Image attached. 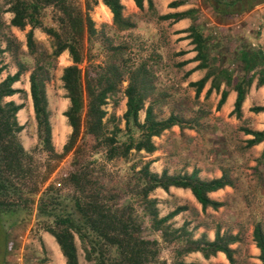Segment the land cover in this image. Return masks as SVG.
Masks as SVG:
<instances>
[{"label":"rangeland","instance_id":"1","mask_svg":"<svg viewBox=\"0 0 264 264\" xmlns=\"http://www.w3.org/2000/svg\"><path fill=\"white\" fill-rule=\"evenodd\" d=\"M73 1L77 6L80 5L82 11L85 10L86 5H89L88 12L95 27V33L85 35L81 42L83 61L79 66L82 72L87 70L90 77L98 83L102 80L97 78L98 73H104L108 69H118L120 73V82L116 84L115 90L107 95L103 105L106 112L103 117V132L106 137H114V145L120 151L116 156L109 158L105 140H97L81 130L72 149L56 162H52L56 163L55 168L39 187L40 192L33 195V192L29 191V199L34 200L29 210L17 211L7 220L4 218L6 233L3 234L0 231V258L6 251L4 264H66L54 236L44 228L46 224L52 225V218L40 217L37 213V203L41 191L50 185L52 191L47 201L53 200L59 203L60 209L62 207H67V210L72 209L71 201H64L61 197L69 199L74 193L71 184L65 179L74 170L81 169L84 174L90 173L92 178L98 179L97 189L100 191L99 197L102 201L126 205L130 202L126 190L128 182L132 181L133 173L138 171L145 162L149 163L150 169L153 162L157 161V165L161 159L158 171L162 169L171 174H178L198 164L207 165L206 153L209 147H212V144L208 143V138L213 131L210 128L212 122H209V117L210 108L215 106V100L209 94L196 96L195 87L188 85L191 82L188 81L191 70H186L184 65L189 60H194L195 56L187 60L183 58L190 50H194L196 54L197 51L194 49L195 44L192 43V35L187 29L194 25L205 38L207 67L210 57L209 46L212 47L211 51L220 52V48H213L214 44L219 46L221 40L229 39L227 43H231L230 39H234L230 27L221 25L234 21L235 18L228 17L218 22L212 8L202 0H151V5L144 0L143 9H139L134 0H120L123 5L122 14L132 24L127 28H119L113 23L112 13L101 0ZM175 2L176 5H174ZM10 6L11 0H0V81L7 74L15 73L21 67L20 78L13 84L21 91L10 97H4L3 101L22 104V109L16 114L19 124L23 125L18 138L28 154L37 161L34 168L43 173V176L46 173V164L45 166L43 164L47 158L40 151L34 114L28 110L29 75L38 61L47 67L49 78L45 82V89L52 129V144L57 153H62L72 129L66 116L63 115L69 106V99L66 97L61 75L63 68L72 64V61L66 50L57 57L51 56L55 39L39 27L33 28L36 53L32 54L27 46L26 38L30 25L23 28L11 25L13 13L10 11ZM103 8L108 11V14L100 13V9ZM186 10L191 13L186 17L187 22L181 30L176 28V21L172 18L166 20L159 18L162 14ZM59 17L60 14L54 9L47 8L44 10L43 24L62 32ZM188 45L192 48L186 50ZM182 61L187 62L181 65ZM215 69L211 65L206 73H212ZM130 77L136 80L139 91L144 95L143 108L138 113L140 123L145 120L147 107H151L156 120H164L169 115H175L178 119L176 124L151 138L155 150L150 153L144 150L137 151L134 148L126 153L122 152L125 143L129 142L131 137L136 139L139 135L138 129L128 130L123 119L127 100L125 89ZM23 107L27 110L24 111ZM241 124V122L234 124L225 122V135L230 138V144L234 149L242 145ZM243 165L244 162L236 161L235 163L238 170L242 169ZM243 178L248 179V175L245 174ZM261 186L264 187V182ZM238 187L244 189L241 186ZM58 190L61 193L56 194ZM150 197L157 200L158 215H164L172 209L176 210V213L181 212L178 215L175 213L177 215L175 218L171 217L167 220L168 222L163 223L164 229L169 231L184 229L185 234L194 240H207V231L212 230L214 226L220 234L236 233L239 240L233 248L234 264H254L249 260L251 256L248 254L252 247L250 233L251 227L256 222H260L264 230V198L253 202L258 204L257 206L248 209L237 208L236 210L243 218L237 225L230 227L220 222L223 219L221 217H217L218 223L221 224H216V216L210 211L201 210L200 212L189 203L180 204L174 195L165 201V198L157 196L153 190ZM133 207L136 208V212L132 211V216H136L137 213L143 217L139 204L135 206L133 204ZM247 211L250 213L246 214ZM144 223L148 224V221L144 219ZM142 234L145 237L150 235L158 237L147 227ZM3 235L7 237V248ZM158 241L161 246L160 259L165 260L166 264H223L217 257L204 258L200 251L188 252L173 258L170 252L172 248L169 249L163 244L160 237ZM74 244L78 264H88L84 246L75 233ZM225 263L230 264L226 259Z\"/></svg>","mask_w":264,"mask_h":264},{"label":"trees","instance_id":"2","mask_svg":"<svg viewBox=\"0 0 264 264\" xmlns=\"http://www.w3.org/2000/svg\"><path fill=\"white\" fill-rule=\"evenodd\" d=\"M101 1L112 13V21L117 27L127 28L132 24L123 16V5L120 0ZM143 1L134 0L139 9H143ZM146 1L148 5H151V0ZM202 1L212 8L218 22L230 16L241 15L264 2V0ZM176 4L175 2L174 5ZM47 8H52L60 14L59 22L62 32L43 24L44 10ZM88 10L89 5H86L85 10L82 11L80 5L77 6L73 0H11L10 11H12L13 16L10 24L19 28L30 25L26 38L27 46L32 54L36 53L33 28L39 27L55 39L51 56L57 57L66 50L71 57L72 64L63 68L61 80L66 90V97L69 99V106L63 115L66 116L72 130L63 146V152L57 153L52 144V129L45 89L49 72L44 63L36 62L34 70L29 75V92L40 151L47 158L43 164V166L46 164V173L42 176L43 173L34 168L36 160L28 154L18 138L23 125L19 124L16 114L22 104H16L14 101H3L4 97L21 91L13 87V84L20 78L21 67L15 73L7 74L0 81V231L3 234L6 233L4 224L7 219L14 216L17 211L27 212L28 208L33 205L34 200L29 199V191L33 192V195L40 192L39 187L55 168L56 163L52 162H56L72 149L81 130L94 136L97 140H105L109 158L119 154L120 150L114 145V137H106L103 132V117L106 114L103 105L107 95L113 92L116 84L120 82L119 70L108 69L104 73H98L97 78L102 79L98 83L90 77L87 70L82 72L79 66L83 61L81 47L83 37L95 33L94 22ZM190 13L189 10L166 13L159 15V18L163 20L172 18L177 21L188 17ZM187 30L192 35V43L195 44L194 49L197 51L194 59L200 60L196 67H206L205 50L207 46L205 38L194 25L189 26ZM241 57L246 71L264 65V55L260 51H244ZM186 62L182 61L180 64L184 65ZM263 68L260 70L261 77L257 80L258 85L264 83ZM209 76V73H206L198 81L188 83V85L195 87L196 96L199 95ZM250 82V79L245 80L239 77L236 79L234 89L237 96L234 108L230 112V115H235L236 118L241 117V105L246 92L245 85ZM125 94L127 99L126 110L123 113L125 126L128 130L138 129L139 135L136 139L131 137L130 141L125 143L122 152L126 153L132 148L137 151L144 150L147 153L153 152L155 145L151 138L176 124L178 119L175 115H169L164 120H156L151 107H147L145 120L140 123L138 113L143 108L144 95L139 91L133 77H130ZM226 95L227 92L223 90L217 108L224 102ZM251 110L262 111L264 106H254ZM240 130L253 136L252 139L246 141L247 146L264 139V131H254L243 127ZM39 178L41 179L38 181ZM65 179H67V183L71 184L74 193L69 199L62 197L61 199L71 201L72 209L67 210V207L60 209L59 203L53 200L47 201L52 191V187L50 188L48 185L39 195L37 213L42 218H52V225L46 224L44 228L54 236L62 255L65 257L66 264H78L74 233L84 246L85 259L88 264H166L165 260L160 259L159 237L163 244L169 249L172 248L170 252L173 258L192 251H200L205 258H208L221 251L226 255L230 264L235 263L234 249L229 244L238 241V235L220 234L217 230L212 241L194 240L185 234L184 229H171L170 231L164 229L163 223L171 218L176 211L160 217L156 207L157 200L150 197V193L157 187L165 190L169 186L189 188L201 204V210L205 212L208 205L213 208L220 205V203L210 200L207 193L222 187L226 183L224 173L220 178L212 180L200 179L195 171L191 174L169 175L166 170H163L159 175L150 171L149 163L145 162L138 171L133 173L132 181L128 182L126 190L130 202L126 205L102 201L99 197L100 191L97 189L98 179L92 178L90 173L84 174L81 169L69 173ZM59 193L61 191L58 190L56 194ZM54 198L59 199L58 197ZM133 204L134 206L139 204L143 217L137 213L136 216H132V211L135 210L136 212ZM144 219L148 221V224L144 223ZM146 227L156 233L158 237H154V235L143 236L142 232ZM252 237L260 251L261 264H264V230L260 222L253 225ZM3 238L7 248L6 235H3ZM5 254L6 251L0 258V264H4Z\"/></svg>","mask_w":264,"mask_h":264},{"label":"crops","instance_id":"3","mask_svg":"<svg viewBox=\"0 0 264 264\" xmlns=\"http://www.w3.org/2000/svg\"><path fill=\"white\" fill-rule=\"evenodd\" d=\"M230 18L235 19L234 21H230L229 23L221 26H229L234 39H230L231 43H227L229 42L227 41L229 39L219 41L220 47L214 44L213 48H220V52H217L216 50L211 51L212 47L209 46L210 57L208 58V66L206 68L201 69L196 67L199 60L192 59L196 54L194 50L187 52V56L183 58L184 60L192 59L184 65L186 70H191L188 76V81L191 82L201 79L206 74L209 66L212 65V68H216L212 73L209 72L210 76L199 93L203 96L207 93L211 95L212 99L215 100V106L210 108L209 122H212L210 128H212L213 131L211 136L208 138V143L212 144V147H209L206 153L205 162L207 165L204 166L198 164L194 168L187 169L186 171L178 174H191L195 171L197 177L200 179L212 180L220 178L224 173L227 180L226 183L222 187L207 193L210 200L218 202L220 205L217 208H213L211 205H208L205 211H210L214 216H216V224H221L218 223L219 220H217L221 217L223 219H221L220 222L226 223V225L231 227V225H237L240 222V219L243 218L239 215L240 212L236 210L237 208L248 209L250 207L257 206L258 204L253 202L264 198V187L261 186L262 182H264V139L256 144L247 146L246 141L248 139H252L253 136L242 131V135L240 136L241 139L239 138L242 141V145L234 149L232 144H230V138L225 135V122H229L231 124L241 122V126L243 128L254 131H264V110H251L254 106H264V83L259 85L257 83L258 78L261 77L260 70L264 65L256 66L254 69L246 71L242 64V57L240 58L242 52L248 50L260 51L264 55V3L256 5L253 9L241 15L233 17L230 16ZM186 22V17L177 20L176 28L179 30L183 29ZM190 48L192 47H189L188 45L185 49L188 50ZM227 48H229V50ZM238 77L244 78L245 80H251L249 84L245 85L246 92L241 105L240 118H236L235 115H230V112L234 108V102L237 96L234 85ZM13 87L17 88L14 85ZM223 90L227 92V95L224 102L217 109L216 106ZM28 96V110L33 112L29 90ZM21 109L22 107L18 111ZM23 109L24 111L27 110L26 107H23ZM236 161H239L240 163L244 162L242 169L238 170L235 167ZM156 162L157 161L152 163V167L150 169L154 173L156 172L160 175L163 171L162 169H159L160 171H158L159 165H161V159L157 165ZM236 166L238 167V164ZM243 170L244 173H242ZM167 173L172 175L169 171H167ZM245 174L248 175V179L243 178ZM238 186H241L244 189H239ZM154 192L157 196L165 198V201L174 195L178 198V202L180 204L189 203L191 206L195 207L196 211L201 212V204L197 201L189 188L169 186L168 189L165 190L161 187H157L154 189ZM180 208L185 209V207ZM172 211L176 210L172 209L170 212ZM168 213L164 215H167ZM179 213L181 212L176 214L178 215ZM249 213L250 211H247L246 214ZM176 214L172 217L175 218L177 216ZM243 214L245 215L244 212ZM164 215L159 216L162 217ZM213 229L207 231L208 235L206 239L209 241H212L215 237V232L217 230L215 226ZM252 230L253 226L251 227L250 233L252 247L250 252H248L251 256L249 260L254 264H261V260L259 259L260 251L253 241ZM221 233H223V230H221ZM202 235L204 236L205 234ZM236 242L229 244V246L232 249L235 248ZM211 256L217 257V259L223 262V264H227L225 263V259L227 261L228 259L223 252L218 251L214 256Z\"/></svg>","mask_w":264,"mask_h":264},{"label":"bare ground","instance_id":"4","mask_svg":"<svg viewBox=\"0 0 264 264\" xmlns=\"http://www.w3.org/2000/svg\"><path fill=\"white\" fill-rule=\"evenodd\" d=\"M100 13L101 14H108V11L105 8H103V9H100Z\"/></svg>","mask_w":264,"mask_h":264}]
</instances>
